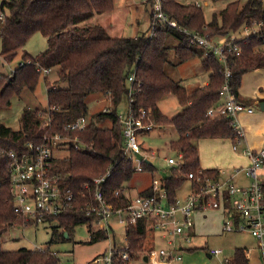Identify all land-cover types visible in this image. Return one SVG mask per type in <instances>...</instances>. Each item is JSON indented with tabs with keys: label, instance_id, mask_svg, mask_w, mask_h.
Returning <instances> with one entry per match:
<instances>
[{
	"label": "trees",
	"instance_id": "1",
	"mask_svg": "<svg viewBox=\"0 0 264 264\" xmlns=\"http://www.w3.org/2000/svg\"><path fill=\"white\" fill-rule=\"evenodd\" d=\"M148 6L151 11V1ZM114 7L115 0L2 2L0 11H6L7 16L4 21L0 20V53L8 61H13L20 53L22 58L11 73H0V110L9 107L13 97L21 95L24 89L35 91L42 75L38 67L53 69L58 66L59 78L53 85L48 76H44L48 87L46 109L24 107L18 129L0 122V264L61 263L59 253L50 247L5 249L2 246L5 232L13 225L27 227L37 224L25 220L14 210L9 151L21 152L29 148V142L39 144L43 141L46 128L41 124L46 111L52 114L48 127L51 134L62 132L64 124L80 116L89 117L85 129L71 134L75 142L72 139L71 144L65 147L68 154L55 155L53 160L54 170L62 175L64 187L78 197L80 207L93 201L94 178L108 172L110 174L102 183V189L109 202L115 209H121L131 200L126 193V183L133 178L136 169L125 154L124 124L119 113L125 96L136 114L140 108H145L151 111L155 125H172L178 131L179 136L171 141V146L184 153L185 163L180 168L172 167L169 174L163 176L170 203L178 198V189L187 180V173L202 168L200 175L203 181L221 174L219 168L201 167L200 150L195 143L197 139L230 137L233 142L243 140L226 114H208L210 108L218 107L222 102L220 89L224 75L218 57L206 54L203 46L190 44L184 33L163 24L158 25L151 36L145 33L114 36L102 24L88 23L96 14ZM164 9L181 25L210 34H226L245 23L252 24L264 18V0H230L215 11L210 20L206 19L203 7L197 3L164 0ZM152 19L150 15V22ZM38 31L47 37L48 46L33 55L24 47ZM172 36L178 40L174 46L177 64L202 57V67L209 73L208 83L190 90L166 70ZM263 43L264 34H251L240 41L242 53L232 56L231 83L237 94L244 74L264 67V49L260 47ZM131 74L136 76L133 81H129ZM61 81H67V86L60 85ZM131 86L133 99L130 101ZM93 93L106 96L111 101L110 107L91 114L87 97ZM168 93H174L183 106V110L174 116L166 115L159 106V100ZM107 120H111L109 125L101 124ZM143 164L144 169L155 176V165L150 161ZM152 192L153 189L148 187L139 195ZM48 220L58 223L52 228L50 243L74 240L76 226L82 223L88 225L89 242L108 237L104 229L97 227L96 216L87 215L84 209L50 216ZM149 226V220L142 218L126 227L127 248H117L115 264H123L119 259L122 251H128L132 258L147 250L145 241ZM230 261L249 264L248 248L236 247Z\"/></svg>",
	"mask_w": 264,
	"mask_h": 264
},
{
	"label": "built area",
	"instance_id": "2",
	"mask_svg": "<svg viewBox=\"0 0 264 264\" xmlns=\"http://www.w3.org/2000/svg\"><path fill=\"white\" fill-rule=\"evenodd\" d=\"M144 1L147 3L151 1L152 5L153 19L150 22V36L154 34L158 25L169 26L184 33L190 44L203 46L206 49V54H213L222 62L224 75V83L220 89L222 102L218 107L210 108L208 114H226L231 119L238 135L244 137L245 132L240 125L239 113L245 110L251 112L253 109L245 105L233 89L231 61H234L232 56L242 53L241 40L251 34H264V18L255 20L252 24L245 23L226 34H210L181 25L176 18L165 11L164 0ZM6 16L7 12L1 10L0 20L4 21ZM38 69L44 75L52 70V68L41 66ZM135 77V74H131L129 81H133ZM132 93L133 87L131 86L130 101L133 99L131 98ZM150 113L151 111L140 108L136 114L128 105L126 114H120L124 124L125 154L133 161L136 171H144L143 163L149 161L150 158V153H145L142 150L138 139L139 131H148L155 126ZM51 117L50 111H46V116L41 124V127L46 128V133L41 143L29 142V148L24 151H9L11 157L9 165L10 188L14 196V210L17 215L38 224L40 221H47L50 216L84 209L87 215L96 216L97 227L104 229L108 236L113 231V218H117L119 223L124 224L125 229L128 225L137 223L139 219L147 218L150 227L157 230L167 243L166 246L153 247L147 251V259L159 264L182 259L183 253L189 249L187 246L193 236L196 212L223 209L226 213L224 230L250 232L256 238L264 257V146L257 149L250 146L244 147L242 152L249 159V164L244 168H235L233 175L228 179L219 176L203 181L200 175L202 168H199L197 172L187 173L186 177L191 185L190 191L185 197H178L172 203L168 200L163 177L153 176L149 186L153 189L151 194H138L131 198L125 208L115 209L102 189V183L110 174L108 172L107 175L94 178L93 201L80 207L78 197L73 191L64 187L62 175L54 170L53 160L56 151L69 146L72 139L74 141V138L71 137L72 133L88 126L89 117L80 116L76 120L64 124L62 132L54 134H51L48 129ZM77 139L76 137L75 140ZM241 142V139L233 142V149L239 151ZM76 146L78 145L76 144ZM168 162L174 168L182 167L185 163L184 153L178 151V157L170 156ZM242 171L245 172L248 181L238 183L234 178L238 177ZM125 240L126 246L122 248H127L126 235ZM117 248L116 245L111 246L109 252L104 256L106 264H115L114 255ZM210 253L217 255L222 253V249L212 248ZM119 259L123 261V264H128L131 259L130 253L126 250L122 251L119 254ZM101 260L102 258L98 257L96 262ZM222 264L233 263L230 258H225Z\"/></svg>",
	"mask_w": 264,
	"mask_h": 264
},
{
	"label": "rangeland",
	"instance_id": "3",
	"mask_svg": "<svg viewBox=\"0 0 264 264\" xmlns=\"http://www.w3.org/2000/svg\"><path fill=\"white\" fill-rule=\"evenodd\" d=\"M183 3H200L206 15V19L210 20L215 11H219L230 0H179ZM3 0H0V7ZM150 7L145 4L144 0H115V7L112 10L96 14L88 20V23L102 24L111 35L114 36H132L137 34H149L150 32ZM178 40L175 37L169 39L171 45L168 51V61L166 70L176 79L181 80L188 89H194L200 86L207 78L209 73L202 67V57L197 56L177 64V55L174 46ZM48 46L47 37L38 31L27 41L25 49L33 55L43 51ZM22 58V53L17 55L13 61H8L0 53V73H11L12 70L19 64ZM59 67H54L47 74L49 81L56 85L59 78ZM45 75L42 74L35 91L24 89L21 95H16L12 99L9 107L0 110V122H4L13 128H20V117L24 107L31 106L33 108L46 109L48 107L47 83ZM62 86H67V81L59 83ZM90 113L93 114L99 110H105L110 107L111 101L104 95L90 94L87 97ZM159 106L168 116H174L183 110L182 104L179 102L174 93L165 94L159 100ZM128 108V98L125 96L119 106V113L126 114ZM111 120H107L102 125H109ZM179 136L178 131L172 125H155L153 129L148 131H139L138 139L143 141V146L149 150H154L150 153L149 161L156 167L154 175L163 177L169 174L172 165L168 162L170 156L178 157V151L171 146V141ZM212 137H202L195 141L197 146L203 153L204 157L210 158V147L213 144ZM68 148H62L56 151L57 156L68 154ZM201 159V164L204 163ZM213 168V167H210ZM153 173L148 170L136 171L133 178L126 183V193L135 197L141 187L151 183ZM237 182H245V172H242L235 179ZM190 181L187 179L185 183L178 189L180 195H185L190 190ZM115 223V228L111 234L98 241L89 242L90 231L86 223L76 226L74 240H65L55 243H50L52 228L57 226L55 220H44L38 224L31 226L13 225L6 232L2 240V246L5 249H18L21 247L46 249L59 253L61 258L60 264H106L104 256L109 252L111 246L118 247L126 246V229L125 225L118 222L117 218L112 220ZM216 221V220H215ZM198 222V220H197ZM206 226V225H205ZM197 224L196 229L199 231V236L193 241L192 247L183 253L182 259L166 261L159 264H222L225 258H231L234 255L235 248L245 246L248 248L249 264H264V257L256 238L248 231H226L223 226L218 224V228L213 226L205 227ZM155 248H160L162 243H154ZM145 245L148 248L150 238L147 237ZM153 248V247H152ZM212 248H221L222 253L211 255ZM150 249V248H149ZM148 249V250H149ZM140 252L132 257L129 264H155L153 261L145 258L146 251ZM146 252V253H145ZM211 255V256H210ZM101 257L100 262L96 259Z\"/></svg>",
	"mask_w": 264,
	"mask_h": 264
},
{
	"label": "crops",
	"instance_id": "4",
	"mask_svg": "<svg viewBox=\"0 0 264 264\" xmlns=\"http://www.w3.org/2000/svg\"><path fill=\"white\" fill-rule=\"evenodd\" d=\"M145 4L148 5V3H145ZM260 47L264 49V43ZM208 79H209V75L207 76V78L204 80V82L200 86L208 83ZM238 95H239L240 100L245 105L250 106L253 109V111L251 112L245 110L239 113L240 125L242 126L245 132L243 140L240 145V150L236 151L233 149L232 147L233 140L230 137H212V139L210 138L206 139V140L213 141L212 143L213 145L209 146L211 157L207 158V160L205 157L203 159L202 150L199 149L200 150V160L203 159L204 163L209 162L208 164L210 165V167L219 168L221 171L220 176L223 179L230 178L233 175L235 168L237 167L244 168L249 164V159L242 152V149L244 147L250 146L254 149H257V148L264 146V110H262L260 107V102L264 100V67L251 70L244 74L242 78V84L239 88ZM140 143H141L142 150L145 153L154 151V150H150L148 152L147 150L149 149L143 146V141H141ZM201 167L210 168L209 166L207 167L206 165H203V164H201ZM236 178H234V180ZM247 181L248 180L245 177V182ZM245 182H238V183H245ZM149 186L150 184H148L147 186L141 187L138 190V194L141 190L148 188ZM189 191L185 195H180L178 193V197H181V198L185 197L189 193ZM129 196L133 198V196L131 195ZM225 218H226V213L223 209H212L208 211L196 212L195 227L192 231L193 236L190 242L188 243L187 248H191L192 247L191 245L193 244L192 242L195 241L197 236H199V231L198 229H196L197 224H200L202 226L206 225L205 227L213 226V228L216 229L218 228V224L222 226L224 225ZM112 225L114 229L115 223L113 221H112ZM147 237L150 238V245H148L147 250L149 248L151 249L152 247H154L155 245L154 243H162L163 246H166L167 244L165 241V238L162 237L161 234L157 230L153 229L150 226H149ZM114 245H116V238L114 240ZM145 258L147 259V253L145 255Z\"/></svg>",
	"mask_w": 264,
	"mask_h": 264
},
{
	"label": "water",
	"instance_id": "5",
	"mask_svg": "<svg viewBox=\"0 0 264 264\" xmlns=\"http://www.w3.org/2000/svg\"><path fill=\"white\" fill-rule=\"evenodd\" d=\"M260 107L262 110H264V100L260 102ZM66 235H68V234L66 233Z\"/></svg>",
	"mask_w": 264,
	"mask_h": 264
}]
</instances>
